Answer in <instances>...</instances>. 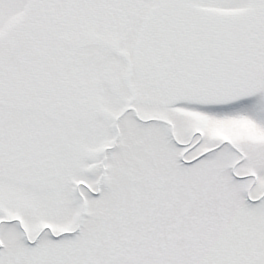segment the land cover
<instances>
[{"label": "snow or ice", "instance_id": "snow-or-ice-1", "mask_svg": "<svg viewBox=\"0 0 264 264\" xmlns=\"http://www.w3.org/2000/svg\"><path fill=\"white\" fill-rule=\"evenodd\" d=\"M0 264H264V0H0Z\"/></svg>", "mask_w": 264, "mask_h": 264}]
</instances>
